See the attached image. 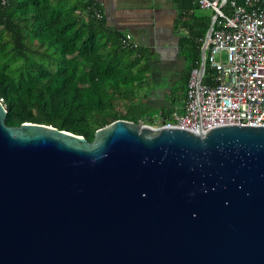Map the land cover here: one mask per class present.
Segmentation results:
<instances>
[{
	"label": "water",
	"instance_id": "water-1",
	"mask_svg": "<svg viewBox=\"0 0 264 264\" xmlns=\"http://www.w3.org/2000/svg\"><path fill=\"white\" fill-rule=\"evenodd\" d=\"M0 264H264V125L7 123Z\"/></svg>",
	"mask_w": 264,
	"mask_h": 264
},
{
	"label": "trees",
	"instance_id": "trees-1",
	"mask_svg": "<svg viewBox=\"0 0 264 264\" xmlns=\"http://www.w3.org/2000/svg\"><path fill=\"white\" fill-rule=\"evenodd\" d=\"M177 25L191 69L201 60L212 14L178 0ZM96 0H0V99L12 126L31 121L83 135L152 112L144 98L149 57L126 45ZM190 69V71H191Z\"/></svg>",
	"mask_w": 264,
	"mask_h": 264
},
{
	"label": "built area",
	"instance_id": "built-area-1",
	"mask_svg": "<svg viewBox=\"0 0 264 264\" xmlns=\"http://www.w3.org/2000/svg\"><path fill=\"white\" fill-rule=\"evenodd\" d=\"M194 2L212 11V19L183 107L166 117L148 115L143 123L196 132L224 123L264 125V0ZM123 41L139 46L131 33Z\"/></svg>",
	"mask_w": 264,
	"mask_h": 264
},
{
	"label": "crops",
	"instance_id": "crops-1",
	"mask_svg": "<svg viewBox=\"0 0 264 264\" xmlns=\"http://www.w3.org/2000/svg\"><path fill=\"white\" fill-rule=\"evenodd\" d=\"M109 27L131 33L149 57L145 102L151 116L166 117L182 108L191 62L179 27L178 0H96Z\"/></svg>",
	"mask_w": 264,
	"mask_h": 264
},
{
	"label": "rangeland",
	"instance_id": "rangeland-1",
	"mask_svg": "<svg viewBox=\"0 0 264 264\" xmlns=\"http://www.w3.org/2000/svg\"><path fill=\"white\" fill-rule=\"evenodd\" d=\"M204 12H206V13H211L212 14V11H210V10H204Z\"/></svg>",
	"mask_w": 264,
	"mask_h": 264
}]
</instances>
